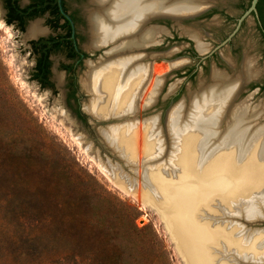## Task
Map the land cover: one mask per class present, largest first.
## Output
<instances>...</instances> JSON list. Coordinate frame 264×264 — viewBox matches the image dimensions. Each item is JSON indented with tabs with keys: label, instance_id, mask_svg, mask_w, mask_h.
I'll return each mask as SVG.
<instances>
[{
	"label": "rangeland",
	"instance_id": "374dc122",
	"mask_svg": "<svg viewBox=\"0 0 264 264\" xmlns=\"http://www.w3.org/2000/svg\"><path fill=\"white\" fill-rule=\"evenodd\" d=\"M210 3L192 17L149 23L166 30L142 50L155 55L145 59L152 62L145 91L157 74L164 84L154 105L140 108L139 122L159 115L164 125L169 109L186 101L214 69L235 78L250 60L255 75L235 105L258 108L264 123V37L246 13L250 0ZM66 6L77 16L75 43L86 56L75 65L70 47L61 46L51 55L52 83L44 86L31 78L29 49L36 38L8 25L0 13V264H186L158 210L117 187L97 159L99 153L104 161H119L83 110L90 99L81 82L85 62H96L103 51L87 48L89 0H66ZM186 29L201 34L205 53L197 51ZM134 179L141 183L139 174Z\"/></svg>",
	"mask_w": 264,
	"mask_h": 264
},
{
	"label": "bare ground",
	"instance_id": "6f19581e",
	"mask_svg": "<svg viewBox=\"0 0 264 264\" xmlns=\"http://www.w3.org/2000/svg\"><path fill=\"white\" fill-rule=\"evenodd\" d=\"M95 1L99 9L89 16L91 43L102 46L117 39L118 45L111 51L112 59L90 67L81 78L90 95L84 109L99 119L129 116L100 129V135L129 164H142L140 171L132 168L142 182L119 166L112 173L103 166V171L123 192L158 210L184 263L263 264L264 228L252 229L264 223V123L259 122L263 114L248 104L235 105L255 75L250 60L243 61L235 78L214 69L186 101L169 109L164 125L159 115L139 122L140 108L154 105L164 84L163 75L157 74L145 91L152 62L143 63L142 58L153 53L133 50L153 43L159 28L144 27L158 15L176 20L194 16L210 2ZM39 25L32 23L27 35L39 36ZM186 32L197 51L205 53L208 46L201 34ZM55 77L62 83L61 74Z\"/></svg>",
	"mask_w": 264,
	"mask_h": 264
},
{
	"label": "flooded vegetation",
	"instance_id": "af4514ba",
	"mask_svg": "<svg viewBox=\"0 0 264 264\" xmlns=\"http://www.w3.org/2000/svg\"><path fill=\"white\" fill-rule=\"evenodd\" d=\"M92 1H95V0H89V5L91 7L88 8V10H89V11H87L88 14L87 15L84 14L85 18H86V22H88V27H87L88 30L87 31L89 33V42L87 44V48H95V50H97V51L98 50L103 51L104 56H102L103 55L102 54L101 56L103 58L100 56L96 62L86 61L85 63H86V66L88 65L87 66L88 72L91 69L90 67L97 66V65H99L100 62H104V61H108V60L112 59L115 52H111V51L113 50V48H115L118 45L117 39H116V41L114 39L111 42H108L107 44L102 45V46H96L95 44L91 43L89 16L92 13H97V11L99 9V7H97L98 5L96 4V1H95V3H93ZM208 1L211 2V0H208ZM251 2H252V0H250L249 6L251 5ZM209 4H211V3H209ZM257 6H258V2L256 4V12L251 11L249 14H253L254 20L256 21L257 29L261 32V34L264 37V32L261 28V27H263V29H264V23L262 22V20L260 18ZM61 7H62V10L71 17V19L75 25L74 32H73V29H72L70 22L63 16V14L61 12L59 0H0V13L2 15V18L4 19V21L8 25L14 26L18 31L23 32V33L24 32L28 33L29 35H30L29 30H30L32 23L33 24L38 23V25L40 24L39 27L42 28V30H41L42 33L39 32V34H37V35H39V38L33 39L30 41V49L29 50H30V53L34 57L33 67L37 63L38 59L41 61L44 58L45 47L43 46V42L44 41L47 42L48 40L50 41V39H55V40L60 42L58 48H60L64 44L70 47V50H69L70 55L77 57L75 65L80 63L81 60H83L86 56L85 55L86 53L83 50H81L75 43V35H76L75 31H76L77 16L74 13L68 11L67 6H66V0H61ZM42 17H44V21H42V19H43ZM150 26H153V25L148 24L144 28H149ZM158 28H159L158 33L165 31L163 27H161V28L158 27ZM59 29H60V31H62L61 34L59 33L56 36L52 34L53 31L55 32V31H58ZM158 33L154 36L155 37L154 42L151 44H148V48H150L149 46L155 45L158 43V41H157ZM45 34H50V35L45 36ZM32 36H36V35H32ZM31 38H34V37H31ZM191 39H193V38H191ZM106 45L109 48L105 51V49H103V47ZM145 48H147V45L143 46V48L142 47L141 48H134L135 50H133V51H135V53L141 52L143 54H146L142 51ZM148 48L146 50H148ZM73 50H74V52H73ZM56 51H58V49L56 50L55 48H50L46 53V60L49 62V66L47 67L48 72L46 74L40 73L38 71V73L36 75V73L34 74L35 70H33V67H32L31 78L33 80H35L36 82H38L40 85L44 86V85L52 83L51 79H50L51 71H52L51 70V64L53 62L51 55ZM104 51H105V53H104ZM153 55L154 54H151V56H153ZM145 58H147V56L142 58L143 63L145 62ZM68 70H72V69H68ZM88 72H86L87 74H85L83 76L84 77L83 80L87 77ZM83 80L81 79V82ZM82 85H83V82H82ZM84 89H86V88L84 87ZM77 103H78V105H80L79 98L77 99ZM76 115L78 116L79 119H82L84 117L83 116L84 114L80 111L79 108L76 111Z\"/></svg>",
	"mask_w": 264,
	"mask_h": 264
},
{
	"label": "water",
	"instance_id": "95a60500",
	"mask_svg": "<svg viewBox=\"0 0 264 264\" xmlns=\"http://www.w3.org/2000/svg\"><path fill=\"white\" fill-rule=\"evenodd\" d=\"M257 2H258V0H252V2H251V5H250V7H249V9L247 10V14H249L251 11H254V12H256V4H257ZM59 5H60V9H61V12H62V14H63V16L70 22V24H71V26H72V29H73V32H74V29H75V25H74V23H73V21H72V19H71V17L67 14V13H65L63 10H62V7H61V0H59ZM211 8V4L209 5V6H207L204 10H202L201 12H199V14L200 13H203V12H205L207 9H210ZM196 15V14H195ZM193 16V15H192ZM192 16H187V17H192ZM163 18H169V19H172V20H176L172 15H168V14H163V15H158V16H155V17H153L152 18V20L153 19H163ZM184 18H186V17H184ZM151 22V21H150ZM34 38H39V36H37V37H34ZM54 67H56V65H54ZM55 70H56V68H54ZM84 108V107H83ZM82 108V109H83ZM84 111H85V113L88 115V116H90V118H91V122L93 123V125H94V127H95V131H96V133H97V136H98V138L102 141V143H103V146L110 152V154L114 157V158H116V159H118L119 161H113L112 160V158H110V157H108L107 158V161H104L102 158H101V156H100V154L98 153V157H97V159L99 160V162H100V164L101 165H104V167L107 169V170H109V171H111V173H112V169H113V167L115 166H119L124 172H125V175H129V176H131L132 178H134V176H135V172H133V170H132V168H134V167H137V166H133L134 164H129L124 158H122L121 156H120V154L119 153H116L107 143H106V141L103 139V137L100 135V129H102V128H105V127H107V126H109V125H113V124H119L120 122L121 123H123L125 120H127V117H129V116H127V115H120V116H117V117H107V118H103V119H99V118H97V117H95L94 115H92V114H90V113H88L85 109H83ZM167 116V115H166ZM131 117V116H130ZM165 119H166V117H165ZM92 148V144H90L89 146H87V150H90ZM124 168H127L128 169V172L127 171H125V169ZM136 180V179H135ZM141 182H142V176H141ZM264 264V263H263Z\"/></svg>",
	"mask_w": 264,
	"mask_h": 264
},
{
	"label": "trees",
	"instance_id": "16d2710c",
	"mask_svg": "<svg viewBox=\"0 0 264 264\" xmlns=\"http://www.w3.org/2000/svg\"><path fill=\"white\" fill-rule=\"evenodd\" d=\"M257 7H258L260 18H261L262 22L264 23V0H259ZM261 28L264 32L263 27H261ZM59 44H60V42L55 40V39H50V41L48 40L47 42L46 41L43 42V46L45 47L44 58L41 61L38 59L37 63L34 65V67H33V70H35L34 74L36 73V75H37L38 71L40 73H43V74L44 73L46 74L48 72L47 67L49 66V62L46 60V53L50 48H55L56 50L59 49L58 48ZM73 52H74V50H73Z\"/></svg>",
	"mask_w": 264,
	"mask_h": 264
}]
</instances>
